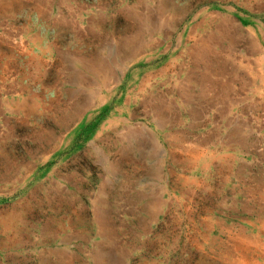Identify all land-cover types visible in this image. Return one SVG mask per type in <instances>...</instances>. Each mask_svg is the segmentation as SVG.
<instances>
[{
    "label": "rangeland",
    "instance_id": "rangeland-1",
    "mask_svg": "<svg viewBox=\"0 0 264 264\" xmlns=\"http://www.w3.org/2000/svg\"><path fill=\"white\" fill-rule=\"evenodd\" d=\"M0 264H264V0H0Z\"/></svg>",
    "mask_w": 264,
    "mask_h": 264
}]
</instances>
